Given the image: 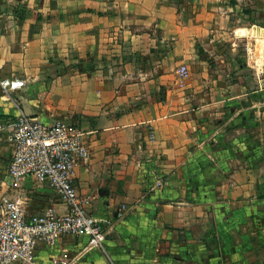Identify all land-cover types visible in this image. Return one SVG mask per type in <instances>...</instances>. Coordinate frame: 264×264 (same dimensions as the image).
I'll list each match as a JSON object with an SVG mask.
<instances>
[{
  "label": "crops",
  "instance_id": "obj_1",
  "mask_svg": "<svg viewBox=\"0 0 264 264\" xmlns=\"http://www.w3.org/2000/svg\"><path fill=\"white\" fill-rule=\"evenodd\" d=\"M247 1L264 2L0 0L2 76L26 83L0 87V203L68 211L9 175L22 113L66 120L87 133L74 183L105 232L41 242L39 264H264V13H234Z\"/></svg>",
  "mask_w": 264,
  "mask_h": 264
},
{
  "label": "built area",
  "instance_id": "obj_2",
  "mask_svg": "<svg viewBox=\"0 0 264 264\" xmlns=\"http://www.w3.org/2000/svg\"><path fill=\"white\" fill-rule=\"evenodd\" d=\"M24 86L21 79L3 77L0 69V87L5 92ZM86 136L79 125L66 120L46 123L22 113L12 123L9 175L15 182L34 178L49 183L67 203L68 211L61 214L51 208L29 216L19 200L4 198L0 203V264H39L38 244L55 247L66 236L87 237L92 248L102 247L103 227L87 211L74 183L77 166L90 155Z\"/></svg>",
  "mask_w": 264,
  "mask_h": 264
},
{
  "label": "rangeland",
  "instance_id": "obj_3",
  "mask_svg": "<svg viewBox=\"0 0 264 264\" xmlns=\"http://www.w3.org/2000/svg\"><path fill=\"white\" fill-rule=\"evenodd\" d=\"M239 4H240V8L237 11L235 10L234 13H264V2L259 3V5H255L251 1L242 2V3H239ZM247 20H249V19L246 18L245 21H247ZM262 23L263 22H259V24L257 25V27L258 28H263ZM245 24L246 25H244V26L250 25V22H246ZM250 27H252V25H250ZM242 32L248 33L249 31L245 29V30H242ZM254 32H256V31H254ZM258 34H264V30H259ZM248 39H249V41H253V42L255 41V38L252 37L251 35H249V37L247 38V40ZM242 51L245 52V50H242ZM227 52L234 53V55H235V53H239V52L234 51V50H232V51L227 50ZM252 60L254 61V58ZM255 60H259L258 61L259 62L258 64H260L259 66L260 67L262 66L261 69H264V56H256ZM250 64H251V62L250 63H247V66L245 67V70H247V72L249 73V75H251L252 68H253ZM254 64L255 63H252V65H254ZM262 73H263L262 75H264V71Z\"/></svg>",
  "mask_w": 264,
  "mask_h": 264
}]
</instances>
